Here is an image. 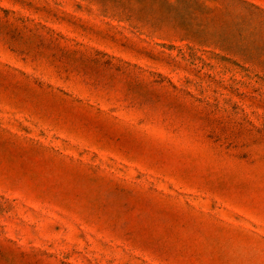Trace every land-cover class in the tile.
<instances>
[{
  "label": "rangeland",
  "instance_id": "1",
  "mask_svg": "<svg viewBox=\"0 0 264 264\" xmlns=\"http://www.w3.org/2000/svg\"><path fill=\"white\" fill-rule=\"evenodd\" d=\"M0 264H264V0H0Z\"/></svg>",
  "mask_w": 264,
  "mask_h": 264
}]
</instances>
